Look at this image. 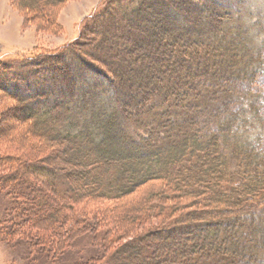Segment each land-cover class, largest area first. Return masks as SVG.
Returning a JSON list of instances; mask_svg holds the SVG:
<instances>
[{
  "label": "trees",
  "instance_id": "trees-1",
  "mask_svg": "<svg viewBox=\"0 0 264 264\" xmlns=\"http://www.w3.org/2000/svg\"><path fill=\"white\" fill-rule=\"evenodd\" d=\"M70 1L11 0L52 32ZM248 2L101 0L73 41L0 59V120L14 118L0 239L51 262L91 248L73 264H264V43Z\"/></svg>",
  "mask_w": 264,
  "mask_h": 264
},
{
  "label": "rangeland",
  "instance_id": "rangeland-1",
  "mask_svg": "<svg viewBox=\"0 0 264 264\" xmlns=\"http://www.w3.org/2000/svg\"><path fill=\"white\" fill-rule=\"evenodd\" d=\"M101 0H72L68 2L58 13V21L62 25V30L52 32L42 30L34 23H27L22 14L13 6L11 0H0V59H10L17 56H30L36 51L55 50L62 45L76 39L79 35V28L82 19L92 13ZM245 10H243L244 22L251 26L250 32L256 35V39L264 43V0H248ZM246 19V20H245ZM261 36V37H260ZM85 77V76H84ZM89 81H85L87 84ZM104 82V79H103ZM105 92L103 96L106 99L112 98L113 92L109 86V81L104 82ZM258 86L264 95V71L259 77ZM13 117H3L0 120V129L7 131L6 124L13 122ZM264 135V126L261 128ZM258 131V130H257ZM4 133V131H2ZM12 145H21L28 148L30 142H27L19 129L13 132ZM255 133H253L254 135ZM154 184H149L140 189V191L131 198L123 201L118 206V214L115 221L121 223L122 210L133 208L135 203H139L144 194L148 192ZM120 208V209H119ZM3 205L0 203V216H2ZM26 245L11 246L0 239V264H73L83 257L91 254L92 249L70 252L62 259L55 262L41 258L37 254H29ZM36 256L38 258H36ZM36 258V259H35Z\"/></svg>",
  "mask_w": 264,
  "mask_h": 264
}]
</instances>
